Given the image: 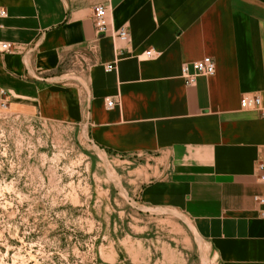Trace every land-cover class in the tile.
<instances>
[{
	"label": "crops",
	"instance_id": "1",
	"mask_svg": "<svg viewBox=\"0 0 264 264\" xmlns=\"http://www.w3.org/2000/svg\"><path fill=\"white\" fill-rule=\"evenodd\" d=\"M106 2L128 41L96 32L94 0H0L10 106L82 125L104 152L144 156L141 204L183 213L218 264H264L254 200L264 197V117L240 103H264V0ZM206 57L215 75L187 86L182 67Z\"/></svg>",
	"mask_w": 264,
	"mask_h": 264
},
{
	"label": "rangeland",
	"instance_id": "2",
	"mask_svg": "<svg viewBox=\"0 0 264 264\" xmlns=\"http://www.w3.org/2000/svg\"><path fill=\"white\" fill-rule=\"evenodd\" d=\"M147 169L82 125L0 105V264H218L183 213L137 200Z\"/></svg>",
	"mask_w": 264,
	"mask_h": 264
},
{
	"label": "built area",
	"instance_id": "3",
	"mask_svg": "<svg viewBox=\"0 0 264 264\" xmlns=\"http://www.w3.org/2000/svg\"><path fill=\"white\" fill-rule=\"evenodd\" d=\"M95 5L92 8L93 14V22L95 25L96 32L102 37L106 35L116 36L118 39L123 41H128L130 38V32L122 28L119 31H114L112 28V19H111V6L106 0H94ZM7 17V12L5 9L0 8V19H4ZM12 45L9 43L0 44V53H7L11 51ZM148 58H152L155 56L154 51H149L146 53ZM183 76L185 79V83L187 86H194L199 77H213L216 73V64L215 61L209 57H206L200 61H196L193 64H186L183 67ZM109 71H112L113 67L108 66ZM7 92L4 89H0V100L1 107L3 109L8 108V100H7ZM241 107L246 111H258L261 116L264 117V103H262V98L258 94H247L243 95L241 100ZM120 102L118 100H109L107 101V107L110 109L115 108V106H119ZM258 169L261 172H264V163H260L258 165ZM262 181H264V175L260 177ZM255 202L260 205H264V197L256 196ZM264 217V212L261 214Z\"/></svg>",
	"mask_w": 264,
	"mask_h": 264
}]
</instances>
